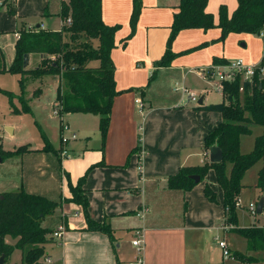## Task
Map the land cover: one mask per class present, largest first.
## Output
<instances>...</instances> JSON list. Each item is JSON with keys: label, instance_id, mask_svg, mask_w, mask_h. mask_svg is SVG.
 Instances as JSON below:
<instances>
[{"label": "crops", "instance_id": "obj_1", "mask_svg": "<svg viewBox=\"0 0 264 264\" xmlns=\"http://www.w3.org/2000/svg\"><path fill=\"white\" fill-rule=\"evenodd\" d=\"M174 1L141 0L142 6L132 28L129 20L132 0H101L103 20L109 24H119L114 36L116 45L110 53L114 65L115 85L121 90L112 100L104 143H101L98 130L99 117H86V114L91 112H66L64 113L66 120L63 121V117L59 119H63L62 123L67 125L68 130L73 123L70 118L73 113L91 123L88 128L83 124H74L82 139L73 141L69 147L72 152L65 150L66 154H61L60 151L55 150L54 155H49L48 150L41 151L29 147L26 151L35 150L41 155V159L44 158L42 165L37 167L42 174L27 181H22L21 178L17 183L15 181L9 183L4 179L0 182V191L23 187L26 191L50 199L62 198L59 201L60 219L56 221L55 226L42 225L45 216L41 221V225L49 227L50 231L60 223L64 224V232L60 238L57 239L53 235L49 237L55 244L57 252L50 254L46 251V253L55 264H129V261L136 256L137 250L135 246H131L128 235L131 239L136 230H141L143 234L142 264H238L240 262L233 257V252L237 250L242 252L239 248L240 244L237 243L240 241L239 236L244 237L239 232H235L232 226L222 225L224 223L223 194L214 170L209 168L203 181L196 182L187 190L166 186V177L176 172L180 165L202 164L205 158L208 159V153L202 146L204 137L222 119V114L218 110L206 107L212 103L206 101L204 93L201 94L203 98L201 103L204 106L198 107L201 105L198 100L197 102H192L189 98L186 100L183 92L173 93L179 89H172L169 79L165 81L160 78L153 87L161 70L182 67L177 60L181 59L178 54L187 52L182 59L195 58V55L197 57L199 52L203 51V48L194 52L187 51L186 48L193 46L189 44H194L199 39L207 41L211 38L203 33L209 28L204 31H199L202 29L200 27L183 28L177 32V38L175 37L170 45L171 50L177 52L176 55L167 65L156 66L155 60L164 52L172 14L179 3L178 0ZM207 1L206 9L210 12L212 10L208 9L209 4L214 9V6L221 2ZM60 2L61 0H15L19 18L8 13L0 2V73L4 72L2 70L7 68L14 58L19 29L39 26L54 30L61 27ZM183 34L187 35V39L189 35L195 38L180 45L178 38ZM222 49L223 53L206 52L202 56L205 59H202L201 63L214 65L218 63L212 61L215 56L227 60L225 57L227 49L225 47ZM30 53L32 52L27 53L28 61L25 67H28ZM209 57H213L212 60ZM199 60L200 58L196 59ZM190 69L191 67L185 68V74L181 76L182 83L184 77L190 73ZM199 73L203 77V69ZM54 79L56 93L57 79L56 77ZM158 86L164 89H157ZM154 91H158L156 95ZM55 93L52 99L53 105ZM137 97L142 100V106L136 100ZM262 129L260 128L258 132L260 133ZM60 132L62 133L61 128ZM258 132L253 133V139L259 134ZM73 138L76 140L77 134ZM2 160L3 158L0 161ZM257 162L260 164L256 168L254 181L249 183L244 179L251 167L242 175L243 186L239 191L237 205L240 213L236 214V225L239 226H250L253 222L264 226L263 210L251 214L246 209L247 203L256 202L261 195L264 196V191L256 186L258 170L264 169V157L251 166L256 165ZM37 164L38 162L34 167ZM56 167L60 188L57 183ZM88 167L90 168L83 181L88 198V214L95 220H105L109 223L114 229L113 241H110L100 230L84 229L86 222L81 206L63 199L70 196L66 178L68 177L71 183H75ZM205 181L214 190L216 201L208 199L203 194ZM70 212L73 218L69 215ZM216 236L218 240L223 239L226 242L230 251L229 256L224 257L222 247L212 240V237ZM244 241L248 248L245 238ZM131 247L132 252H130ZM254 253L261 258L254 264H263L262 252L254 251Z\"/></svg>", "mask_w": 264, "mask_h": 264}, {"label": "trees", "instance_id": "obj_2", "mask_svg": "<svg viewBox=\"0 0 264 264\" xmlns=\"http://www.w3.org/2000/svg\"><path fill=\"white\" fill-rule=\"evenodd\" d=\"M235 8L227 12L226 4L218 6L215 22L212 13L206 9L207 0H178L176 10L172 14L165 49L160 58L155 60L156 66H165L177 52L170 48L172 40L183 28H208L218 26L221 39L233 32H251L259 34L264 27V0H236ZM10 14L16 13L15 0H0ZM59 15L62 25L58 29L32 27L19 29L15 42L14 58L2 71L24 74L32 78L51 75L57 79L54 99L55 114L61 118L66 112L94 113L99 117L98 130L103 144L110 121V111L113 98L121 90L115 85L114 65L111 49L116 45L115 32L119 24H109L101 16V0H61ZM141 0H132L130 24L133 28L141 9ZM34 52L41 55L36 66L29 68L23 65V54ZM95 60L96 63H90ZM226 61L215 56L212 60ZM264 64V61H263ZM154 71L149 76L151 79ZM252 82H245L244 90L239 91L240 77L232 81H224L223 99L206 107L218 110L222 114L221 121L205 135L202 146L208 152L209 145L216 143L222 149L219 162H210L205 158L202 164L180 165L176 172L166 177L168 188L187 190L196 182L189 174L195 173L203 181L209 168L214 170L217 183L223 194L224 223H229L235 232H239L247 241L250 251L262 252L264 264V226L252 223L250 226L236 225V207L239 191L243 186L241 179L244 172L256 161L264 157V75L254 74ZM23 93L24 78L19 79ZM3 92L5 89H1ZM38 92L41 88L35 89ZM22 93L19 95L21 107L12 104L8 94L9 104L16 113L31 111ZM204 106L202 103L198 107ZM253 125L263 129L253 139V146L248 152L240 150L239 139L242 134H250ZM62 127V119L61 125ZM49 150V145H43ZM27 143L14 149H3L0 144V157H10L26 151ZM55 151V150H54ZM91 165V164H90ZM88 167L75 183L68 177L66 183L70 196L63 197L66 201L76 202L84 214L86 230H100L110 241L114 240V229L105 220L98 221L90 217L87 211L88 198L83 187ZM256 186L264 191V169L257 173ZM203 194L208 199L216 201V194L204 182ZM59 200L50 199L44 195L26 191L23 187L0 191V254L5 260L13 248L21 249L20 264H38L48 255L43 242L51 232L41 225L44 215L52 213ZM13 240V241H12ZM12 241V242H11ZM256 254L244 256L240 251H234L233 257L256 263ZM4 260V261H5ZM16 264V263H13Z\"/></svg>", "mask_w": 264, "mask_h": 264}, {"label": "rangeland", "instance_id": "obj_3", "mask_svg": "<svg viewBox=\"0 0 264 264\" xmlns=\"http://www.w3.org/2000/svg\"><path fill=\"white\" fill-rule=\"evenodd\" d=\"M177 1V0H175ZM174 1V2H175ZM222 3H226L227 11L230 13L232 9L235 8L237 1L236 0H219ZM221 2H219L221 4ZM219 3L214 6V9H212V6L209 4L208 9L212 10V16L214 17V20L216 21L218 19L217 17V11H218V5ZM211 8V9H210ZM204 31V30H199ZM208 35L207 41L200 40L194 44L191 47L186 48L187 51L191 50L192 52L199 50V48H203V51L199 52L197 55L198 58H200L199 61H196L198 59L195 55V58H183L182 56L187 54V52L180 51V53L177 56L181 59H177L180 62V66L178 68H174V70H161L159 74L157 75L156 81L153 83V87H155L156 82L160 78L164 79L165 81L167 79L170 80V87L173 89L175 86L174 81L177 83V87L179 91H175L173 93H181V87L185 83L189 88L194 89L196 91V95L198 97L200 94H205L206 101L208 103H217L222 99L221 93L219 90L215 89L210 83L207 81V79L203 78L200 71H202V67H206L209 64L201 63L205 59V57H202L206 52H211L210 54H215L219 51V53H223L222 47H225L227 50L225 51V54L227 56L226 59L231 61V59H242V61L247 63H258L263 55V38L257 34V33H251V32H233L230 31L224 39L219 38L220 35V29L214 25V27L209 28L207 31L203 32ZM187 35L179 36V44L183 45L184 43H188L187 41L194 40L195 36H188V39L186 37ZM177 38V36H175ZM181 37V38H180ZM215 37V38H214ZM175 38V39H176ZM197 49V50H196ZM30 59L28 63V67H34L40 58V55L37 53H30ZM211 60L213 57H209ZM203 59V60H202ZM143 61H141L142 63ZM227 61H218V63H225ZM90 63H96L95 60H91ZM204 64V65H201ZM142 67V66H141ZM190 68V73L184 77V82L182 83L181 76H183L185 73V68ZM151 72V71H150ZM149 72V73H150ZM151 75V73H150ZM149 75V76H150ZM170 76V78H168ZM148 75L145 76V79H147ZM24 78V90L23 93L20 88L19 79ZM181 80V81H180ZM55 79L51 75H43L42 77L32 78L29 74L24 73H12L9 71H4L0 73V144L3 149H14L15 147L27 143V148L33 147L37 148L38 150H48L44 149L43 145L48 144L49 145V155H54V150L60 151L62 146L67 150L68 152H72L69 148L73 141H79L81 134L75 129V123L76 124H83L87 128L91 126L90 122H87L85 119L80 118L78 114H71V123L68 128L62 129V134L66 136H70V132L74 129L76 131V134L78 138H70L67 142L62 143L61 142V132H60V124L61 119H59V116L54 114L53 110V103L52 99L54 98L55 93ZM57 83V82H56ZM41 88V93L38 95L37 91L35 89ZM157 89H164L161 86L156 87ZM1 89H5L3 92ZM201 89V90H200ZM160 91V90H159ZM158 92V91H157ZM157 92H153L154 95L157 94ZM22 93L23 100L26 99L27 103L31 107V111H24L20 113L13 112L11 104H9L8 98L11 97L12 104L16 107H21L20 101H19V95ZM10 94V96L8 95ZM9 96V97H8ZM183 97L187 100V94L186 92L183 93ZM189 100V99H188ZM192 102H197L194 100H191ZM63 121H65V115L63 114ZM81 115V114H80ZM89 116H97V114L89 113L86 114V117ZM252 133L250 134H242L240 137V149L248 152L251 147L253 146V133L260 131V128H262L259 125H253L252 127ZM73 130V131H74ZM74 131V132H75ZM259 133V132H258ZM59 148V149H58ZM242 151V152H243ZM41 155L34 151H26V153L22 154H13L10 157H4L2 161H0V182L2 179L5 181L8 180L9 183H12L15 181V183L19 182L22 178V181H27L29 178H38L42 172L37 168L38 166L42 165V161L44 158H40ZM5 159V160H4ZM38 162L36 167H34L35 163ZM50 162V161H49ZM260 163L257 162L256 165L251 166V168L246 172V176H244L245 181L251 183V181H254L256 179V168ZM47 169V167H46ZM58 168L56 167V175L58 179V184L60 188L59 183V173ZM206 174V173H205ZM67 185V184H66ZM65 185V186H66ZM62 190L64 191V185L62 186ZM62 199V198H60ZM237 208V207H236ZM236 212L239 214L240 210L237 208ZM60 205L56 206L54 211L52 213H48L45 216L44 220L42 221V225L47 224V226H55L56 221L60 219ZM71 218H73V215H71V212L69 214ZM51 224V225H50ZM229 226H231L229 223H224ZM49 228V227H48ZM53 230V229H52ZM48 233V238L44 240L43 247L45 248V251H48V253L53 254L57 252V248L55 247V244H53L50 240V235L52 234ZM114 235V232H113ZM129 236V242H130V235ZM238 237V236H237ZM57 238V237H55ZM58 239V238H57ZM218 237L215 238L212 237V240L215 241L217 244ZM240 241L237 243L239 245V248L242 250V254L244 256L250 255L249 253H253L252 251L245 246L244 238L241 236L238 237ZM13 241V240H12ZM11 241V242H12ZM128 244V243H127ZM133 246V245H131ZM133 251V248H130V252ZM136 252V251H135ZM134 253V252H133ZM256 256V260L261 259L260 256ZM236 260H238L236 258ZM241 264H250L247 261L242 260L239 258ZM21 261V249L14 247L12 253L7 257V259L2 262L1 264H20ZM238 262V264H240ZM41 264H48L44 263L43 259L40 260Z\"/></svg>", "mask_w": 264, "mask_h": 264}, {"label": "built area", "instance_id": "obj_4", "mask_svg": "<svg viewBox=\"0 0 264 264\" xmlns=\"http://www.w3.org/2000/svg\"><path fill=\"white\" fill-rule=\"evenodd\" d=\"M259 35L264 39V27L261 31H259ZM18 36V35H17ZM263 48H264V40H263ZM225 63H215L214 65H208L206 67H203V73L204 77L207 79L208 82H210L215 89L219 90L221 94L224 95V81H232L235 76L240 77V84L238 87V90L241 92L244 90V84L245 82H252V78L254 74L258 73L259 77H262L264 75V50L261 60L258 63H247L245 64L242 59H231V61L226 60ZM175 86L174 89H178L177 83L174 81ZM182 92H186L187 98L190 100H198V95L194 90L189 89L187 86L182 85L181 87ZM136 100L139 102L140 106H142V100L140 98H136ZM54 112H55V106H53ZM64 128H68L66 124L62 123L61 130ZM61 135V142L65 143L68 139L73 138L76 136L74 131L70 132V136ZM61 154H66L67 151H65V148L61 146L60 149ZM238 205V201H237ZM256 202L252 201L247 203L246 209L251 214H255L257 212ZM262 210L264 211V202L262 204ZM224 227H228L227 224H222ZM64 224L60 223L58 226H56L52 231V234L54 237L60 238L62 233L64 232ZM220 247H222V255L224 257H227L230 255V251L227 248L226 242H224L223 239L218 240ZM130 243L136 247L137 254L134 257L133 260L129 261V264H142L143 260L141 257V250L143 248V234L142 231L136 230L135 235L130 239ZM43 262L48 264H55L52 262V259L49 255H45L43 258Z\"/></svg>", "mask_w": 264, "mask_h": 264}, {"label": "water", "instance_id": "obj_5", "mask_svg": "<svg viewBox=\"0 0 264 264\" xmlns=\"http://www.w3.org/2000/svg\"><path fill=\"white\" fill-rule=\"evenodd\" d=\"M24 58H23V65H26L27 64V61H28V56H27V53H24L23 54ZM198 103H201L202 102V95L200 94V96L198 97ZM208 160L210 162H219V160L222 158V149L220 146H218L216 143H212L211 145H209V148H208ZM0 160H1V157H0ZM189 176L194 179L195 182H198L200 180V177L198 174H195V173H190ZM264 202V196L261 195L258 200L256 201V210L257 212H262V204ZM5 260V256L4 254H0V264L2 262H4ZM38 264H41V263H38Z\"/></svg>", "mask_w": 264, "mask_h": 264}]
</instances>
